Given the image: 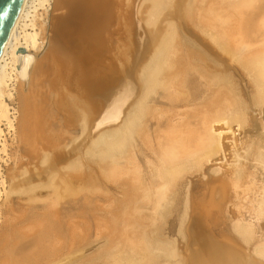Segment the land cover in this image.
<instances>
[{
	"label": "bare ground",
	"instance_id": "1",
	"mask_svg": "<svg viewBox=\"0 0 264 264\" xmlns=\"http://www.w3.org/2000/svg\"><path fill=\"white\" fill-rule=\"evenodd\" d=\"M254 1L257 3L256 0H25L0 57V201L3 196L7 201L15 194L27 195L29 200L26 202L30 203L25 206L29 205L28 210L18 220L32 221L29 229L26 227L28 232L14 228L15 233L20 232L22 237H28L29 231L38 229V224L36 227L34 224L37 221L41 224L40 216L34 211L42 208L55 210L53 208L60 200L63 201L66 196L73 197L83 190L88 192L91 184L101 182L99 175L107 172V169L111 173L113 169L120 171L122 178L119 179L122 181L120 194L123 197L121 202L115 203L119 202L125 209L130 208V212L127 209L130 215L124 223L131 224L134 233L138 234L140 247L137 242L133 246L137 244L140 250L136 248L139 250L136 253L133 248L134 251L131 249L129 252L130 248L125 246L127 255L125 251L122 252L124 249L116 250L112 256L111 252L109 255L101 252L104 256H100L106 258V262L238 264L234 257L230 261L224 256L228 251L237 254L229 247L233 240L230 245L227 243V248L214 242L213 226L217 227V222L213 224L211 221L215 218L212 211H220L231 190L239 198L240 189L248 199H251L254 191L258 198L251 200L252 208L247 211L243 212V208L238 212L233 211L237 220L230 225L231 230L233 228L232 232L242 244L253 247L254 254L264 262V233L259 235L258 227L254 224V221L264 223V46H259L264 41L256 44L260 48L254 47L256 41L264 40V33L243 32L242 27H234L236 12L243 24V8L253 6ZM240 9H243L242 13ZM262 10L259 9V15H262ZM58 12L61 13L56 14ZM143 14H146L145 22V15L143 21L139 19ZM163 16L166 17L165 29L158 26L159 22H164L161 21L165 18ZM262 21L264 23V18ZM190 22L198 31L190 28ZM236 24L240 26L237 21ZM114 26L118 30L125 28L124 33L121 36L118 33L116 37ZM50 57L58 70L55 83L61 82L62 88L61 91L56 89L52 104L44 100L45 103L39 107L32 98L38 85L34 83L37 85L34 89L32 80L39 77L37 73ZM238 63L254 85V97L246 85L238 87L235 84L234 73L241 77L235 67ZM31 74L36 77L33 79V76L30 81ZM43 80L40 82L38 79L40 86ZM26 84L33 87V92L26 88ZM44 85L40 87L43 90ZM220 88H226L227 92H222L220 98L215 96L218 99L212 101ZM36 90L40 92V89ZM44 92L48 91L45 89ZM44 94L39 101L45 98ZM244 95L247 96L244 98ZM243 98L252 101L246 103ZM17 100L21 105L20 119V105L15 108L10 104ZM205 104L204 109L195 111L198 105L203 108ZM163 106H167L166 109ZM255 108L259 109L260 112L256 110L259 114L255 113ZM56 112H61L63 126L68 129L63 128L64 132L62 127V130L59 129L63 135L70 128H80L81 135H86L83 141L77 138L78 135L75 136L76 142L78 139L80 141L72 150L69 148L71 151L66 152L68 148L65 142L62 146L65 145L67 150L64 148L65 151H62L63 147L59 150L58 140L61 142L62 138H67V133L59 139L60 133L52 128L51 119ZM258 115L261 116L260 120ZM17 119L21 120L19 124H16ZM244 122L251 123L248 132L252 135L249 134L250 140L239 141L237 137ZM235 124L238 127L236 130L232 128ZM6 134L13 137L12 141H18L17 148L20 144L24 146V154H30L25 145L32 147L31 160L40 155L38 150L43 152L40 162L37 158L33 167L29 166L28 169H22L21 164L22 168L18 167L14 161L16 166L9 168L8 180L1 166L3 162L10 163ZM71 140L73 142L74 138ZM227 152L232 156L233 164H228L227 169L213 170L214 175H222L223 178L211 177L206 183L202 182L205 183L204 189L200 188L203 194L197 192L198 198L193 196L196 192L193 195L185 192L193 186L190 183L192 186L189 184L188 189L185 188L186 176L194 175L204 164L208 166V163L220 160L218 157L224 160ZM84 156L92 163L97 158L94 162L98 163L94 164L100 170L96 168L90 172V166H87L89 172L84 173ZM25 158L21 157L25 159L23 163L28 157ZM66 169L79 170V173L73 174L72 171L71 174ZM62 171H67L68 176H64L67 172L61 175ZM108 173L103 174L109 177L114 174ZM60 183L64 185L65 190H61L63 194L59 191ZM92 185L89 192L101 191L99 186L96 188ZM198 195H201L200 198ZM245 199L243 197V201ZM81 204L74 201V206L81 208ZM217 205L218 209L214 207ZM74 208L70 207L67 211L71 212ZM189 209L191 213L188 215ZM179 210L180 223L176 232L178 238L184 241L183 251L174 238L163 233L168 216ZM246 212L253 215L250 220L246 218ZM117 220L118 224L119 220L123 221L122 218ZM31 242L34 248L42 244L39 235ZM192 245L200 247L198 252L189 250ZM24 249L3 251L0 264L33 261L35 257L32 254L29 257L30 254ZM40 250V254H46V249L41 247ZM190 254L194 255L191 259L188 258ZM60 262L53 261L55 264Z\"/></svg>",
	"mask_w": 264,
	"mask_h": 264
},
{
	"label": "rangeland",
	"instance_id": "2",
	"mask_svg": "<svg viewBox=\"0 0 264 264\" xmlns=\"http://www.w3.org/2000/svg\"><path fill=\"white\" fill-rule=\"evenodd\" d=\"M257 1V3L255 4V3H253V2H251V3H253L254 5L253 6H249V7H244L243 9H244V13H242L243 12V9H242V11H241V9H240V11H241V16H242V20H243V24H241L242 22L240 21V18H239V15L237 16V14H238V12H236L237 14H236V16H235V19H234V27H236V28H238V27H242L241 28V30L243 31V32H262V34L264 33V23H263V18H264V11L262 10V8L264 7V0H256ZM239 3H240V1H239ZM146 5V4H145ZM147 6V5H146ZM253 7V8H252ZM261 8V10H262V15H259V9ZM249 9V10H248ZM247 11V12H246ZM250 12V13H249ZM61 13V12H60ZM59 12L58 13H56V14H60ZM145 15V19H144V16ZM251 15V16H250ZM245 18H247V19H245ZM163 17H165V16H163ZM162 17V18H163ZM141 18V20L143 21V19H144V22H145V20H147L146 19V14H143L142 15V17H139V19ZM166 19V17L164 18V19H161V21L163 20H165ZM237 19H239V20H237ZM255 20V21H254ZM167 21V20H166ZM236 21L237 22H239L240 24V26H238L237 24H236ZM252 22V23H251ZM161 23L162 22H159L158 23V26L159 27H162V26H164V27H162V28H164L165 29V25H166V22L164 21L163 23H162V25H161ZM192 22H190V28L192 29V30H195V31H198V29H196V27H195V25L192 23ZM161 25V26H160ZM123 26H121V28H122ZM194 27V28H193ZM154 28V27H153ZM153 28H151L152 30H153ZM119 29H120V27H119ZM124 29L125 28H122V30L120 29V30H118L117 29V27L116 26H114V30L115 31H113L114 32V35L117 37V34L119 33H121L120 34V36L124 33ZM157 29V28H156ZM156 29H154V31L156 30ZM236 30V29H235ZM118 31V32H117ZM126 31V30H125ZM262 41H264L263 39L262 40H259V41H256L255 42V45H254V47L256 48V49H258V47L260 46V47H262V46H264V42H262ZM262 42V43H261ZM250 43V42H249ZM252 43H254V42H252ZM251 43V44H252ZM261 43V44H260ZM256 44H260L259 46L258 45H256ZM259 47V48H260ZM255 48H253V49H255ZM252 49V50H253ZM55 61H54V59H52L51 57L50 58H48L45 62H44V65L46 66V68H45V66L43 65V68L36 74L37 76H39L38 78L35 76V75H32L31 76V78H30V81L32 80V78H33V76H34V78L33 79H35V77H36V79H37V81H36V79L33 81L32 80V82H33V84L35 83H37V85L39 86H37V85H35L34 84V86H33V84L30 82V84L34 87V89H35V87L37 86V88L38 89H40V92H37V91H39V90H36L35 89V91H34V93H33V96H32V98H34L33 99V101H35L34 102V104L36 103L37 105H39V107H41L45 102H44V100H46V102H47V100H49V102L52 104V101H54L55 100V98H56V95H54V94H56L55 92H56V89H60V91H61V88H62V86L60 85L61 84V82H59V83H55V80H57L56 78L58 77V74H57V72H58V70H57V68H56V65H55V63H54ZM233 65H234V63H233ZM237 65V64H236ZM235 65V67L237 68V71L239 72V74L241 75V77L243 78H241L239 75H238V73L236 72V73H234V79H236L235 81V84L238 86V87H241L242 85H246L248 88H249V91L253 94V95H251V93H250V95L251 96H253L254 97V91H253V88L252 87H254V85H252V82L250 81V79H249V77H247L248 75H246V72H244V70H242L243 68L241 67V69H240V64L238 63V67ZM45 68V69H44ZM240 70V71H239ZM242 70V71H241ZM43 73V74H42ZM242 73H244L243 75H242ZM27 75V74H26ZM44 75H45V77L47 78H45L44 77ZM246 77H245V76ZM42 78H44V80H43V85L44 84H46V85H44V90H43V88L41 89L40 87L41 86H43L42 84H41V86H40V82H42L41 80H42ZM38 79H39V81H38ZM242 79V80H241ZM246 79V80H245ZM251 82H249V81ZM44 81L46 82V83H44ZM239 81V82H238ZM49 82V83H48ZM240 86H239V85ZM29 85V84H28ZM27 84H26V88H29L28 90H30L31 89V91L33 92V87L31 86V85H29L28 86ZM49 85H50V89H49ZM32 87V88H31ZM46 87V88H45ZM50 90H48V89ZM45 89H46V91H48V92H50L48 95V97H49V99H47L48 97H46L47 96V93L48 92H44L45 91ZM220 90V91H219ZM215 94L216 95H214V97L215 96H217L218 95V97L220 98L221 97V93L222 92H227L226 91V88H220ZM223 90V91H222ZM52 91V92H51ZM54 91V92H53ZM36 92H37V94L38 95H36ZM41 92H43V94L44 93H46V94H44V99H41V98H43L42 96H43V94H39V93H41ZM220 93V95H219V93ZM233 93H230V95H232ZM35 95L37 96V97H35ZM41 96V98H40V101H39V97ZM234 96H235V93H234ZM237 96V95H236ZM247 95H244V98L246 97ZM213 97V99H212V101H214V99L215 100H217L218 99V97L216 98H214ZM240 97V96H239ZM238 97V98H239ZM243 96L241 95V98H242ZM36 98V99H35ZM54 98V99H53ZM241 98H239V99H241ZM243 98V100L245 101L246 100V103H250L252 100H250V99H248V101H247V98L246 99H244ZM251 99H252V97H251ZM38 100V101H37ZM41 100H43V101H41ZM51 100V101H50ZM210 101H211V98H210ZM42 102V103H41ZM39 103V104H38ZM10 104H11V106H13V107H15V108H18V106L20 105V103H19V101L17 100V102H10ZM204 104V103H203ZM206 106V104L203 106V108H202V106H201V108H200V105H198V107H199V110H198V107H196L195 108V111H201L202 109H204V107ZM165 109H166V107L167 106H163ZM169 108V107H168ZM19 116H18V118L20 119V115H22V113H21V105L19 106ZM197 109V110H196ZM260 109H261V107H260ZM253 110H257V108H255V109H253ZM252 110V112H254ZM258 112H260L259 111V109L257 110ZM255 112V113H258V112ZM61 112H56L55 113V115H54V117L51 119L52 121H53V126H52V128H55V132L56 133H60V138L59 139H61V135H63V132L65 131L64 129H66V128H64V122H63V118H62V115L60 114ZM248 113L250 114V111H248ZM57 114H59V116L57 115ZM259 114V113H258ZM59 117H57V116ZM259 116V115H258ZM58 119H57V118ZM260 117V118H259ZM258 117V119L260 120L261 119V116H259ZM19 119H17V122H16V124L18 123L19 124V122L21 121H19ZM53 119H55V120H57V121H55V120H53ZM19 121V122H18ZM59 121V122H58ZM248 125V126H246V124ZM59 124H61L60 126H59ZM249 124H251V123H248V122H244L243 123V127L241 128V131L239 132L240 133V135L237 137V139L239 140V141H245V140H250V135H252V133H250V132H248V130H250L251 128H250V126H249ZM17 126V125H16ZM38 126V125H37ZM61 127H62V129H63V132L61 131L60 132V130H62L61 129ZM76 128V127H75ZM232 128L233 129H238V127H236V124L234 125V126H232ZM246 128V129H245ZM60 129V130H59ZM78 129V130H77ZM244 129V130H243ZM68 129H66V131H67ZM72 130V131H71ZM243 130V131H242ZM38 131H41V130H38ZM200 131H201V129H200ZM71 134H70V133ZM38 133H40V132H38ZM58 133V134H59ZM62 133V134H61ZM67 133V132H66ZM66 133H64V135L66 134ZM81 133H82V130L80 129V128H76V129H74V128H70V131H68V133H67V138H62V140H61V142H60V140H58L59 142H58V145L60 146L59 147V150H60V148L61 147H63L61 150L63 151L64 150V148H65V150H67L66 149V147H64L65 145L67 146V148H68V150L66 151V152H68V151H71L72 150V147L73 146H76L77 144H79V143H77L78 141H80L79 139H81L82 138V141H83V138L86 136V135H84V133L82 134V135H84L83 137H82V135H81ZM238 133V132H237ZM86 134V133H85ZM250 134V135H249ZM63 135V137H65ZM78 135V136H77ZM7 138V143H8V156H9V158H10V163L8 164V163H6V164H4V162L3 163H1V166H2V169H3V172H4V175L6 176V178H7V180L10 178V176H9V168L11 169V168H13V167H15L16 165L18 166V167H20L21 165H22V167H20V168H22V169H25V168H27L28 169V167L29 168H31V166L33 167V165L32 164H34V162L35 161H37L38 159H39V161L38 162H40V156H41V154L43 155V152H41V151H39L38 149H36V150H38L37 152H39L40 153V155L39 156H37V160L35 159V155L33 154V157H34V159L33 160H31V155L30 154H32V152H31V148L32 147H29V146H26L25 145V149H27V147L29 148V149H27V151L29 150L30 151V154H29V152H28V154H27V156H26V154H24L25 152H26V150H23V148H24V146H21L22 144H20V146H18V148H17V145L19 144L18 143V141L16 140H13L12 141V139H13V137L11 136V135H8V134H6L5 135ZM75 136H77V138H79L78 140H77V142H76V140H75ZM80 136V137H79ZM248 136V137H247ZM72 138H74V140H75V142H74V140H73V142H70V141H72L71 139ZM76 138V139H77ZM240 138V139H239ZM70 139V140H69ZM245 139V140H244ZM69 141V142H68ZM17 142V143H16ZM66 144H65V143ZM68 142V143H67ZM71 143H73L72 145H71ZM75 143V144H74ZM81 143V142H80ZM61 144V145H60ZM63 144H65L64 146H62ZM40 145V144H39ZM68 145H70L69 147H68ZM78 146V145H77ZM20 148V149H19ZM35 148V147H34ZM71 150H70V149ZM74 148V147H73ZM16 149H19V150H16ZM64 150V151H65ZM17 151V152H16ZM24 152V153H23ZM16 153V154H15ZM20 153H23L22 155L20 154ZM13 155L15 156V158L13 157ZM24 155V156H23ZM12 156V157H11ZM18 156V157H17ZM86 156V155H85ZM83 157V160H82V162H84V166H86L85 167V169H83L84 170V173H85V171L87 172L88 170H87V166L89 167H92V169L90 170V167H89V171L90 172H92V170H100L99 169V166L97 165V164H94V163H98V162H94V160H96V159H94V160H92L94 157L93 156H91V157H93V158H90V160H92L93 161V163L91 162V161H89V158L87 159V157ZM17 157V158H16ZM21 157L22 158H25V157H28L27 158V160H26V162L24 161V163H23V161L22 160H25V159H21ZM223 158H224V156H222ZM14 158V159H13ZM85 158H86V160H85ZM218 158H220V160H216V161H213L212 163H208L207 165L208 166H206V164H204L203 165V168L200 170V171H198V172H194L193 174L194 175H192L191 174V176H192V178H191V176L190 175H188V176H186V179L184 180V185H185V188L187 187V186H190L191 184L190 183H192L193 184V186L192 187H190L189 188V190H185V192L187 193V191H188V194H191L192 193V195L194 196V197H197L196 196V194H197V192H198V194H200L201 193V189H204L203 187V185L208 181V179L209 178H211V177H214V178H218L219 176H222V175H214V171L216 170V169H218V168H225V169H227V168H229V165L230 164H233V159H232V156H230L229 155V152H227V155H226V158L223 160L222 159V161H221V157H218ZM17 159H19V161L17 160ZM232 159V160H231ZM80 160V161H81ZM143 160H145V159H143ZM227 160V161H226ZM16 162V165H14L15 164V162ZM20 161H21V163H20ZM27 161H28V163H27ZM79 161V162H80ZM85 161H87V163L85 162ZM226 161V162H225ZM229 161V162H228ZM37 162V163H38ZM89 162V163H88ZM90 162L92 163V164H94L95 166H97V167H94V165L92 166V164L90 165ZM223 162V163H222ZM19 163V164H18ZM30 163V164H29ZM86 163V164H85ZM108 163V162H107ZM203 163H205V161L203 160ZM4 164V165H3ZM21 164V165H20ZM82 164V163H81ZM108 164H110V163H108ZM229 164V165H228ZM14 165V166H13ZM27 165V166H26ZM9 166V167H8ZM83 166V167H84ZM93 167H94V169H93ZM205 167V168H204ZM97 168V169H96ZM22 169H19V170H22ZM82 169V168H81ZM80 169V170H81ZM225 169H223V170H225ZM63 170H65V169H63ZM67 170V169H66ZM72 170V169H71ZM74 170H76V169H74ZM106 170V169H105ZM113 169H111V173L109 172L108 173V171H110L109 169H107L106 171L107 172H103V173H108L109 175L110 174H112V172H114V174H112V176L113 177H115L117 174V176H118V178H117V176H116V178H113L112 180L110 179V178H112V176L111 177H109L108 175H106L107 177V181L105 180L106 178H104V174L102 173V172H100L99 171V173H102L101 175H99V178H101L100 180H101V185H100V183H98L97 185L95 184V185H92L93 187H96L97 188V186H99L98 188H101V191H98V192H96V191H92V193H91V191L89 192V190L91 189V185H90V188H87V190H88V192L86 191V190H83L82 192L80 191V193H77V194H81L80 196L78 195L77 196V194L76 195H73V197H71V196H64L65 198L63 199V201L62 200H60L59 201V204L58 205H56L53 209H55V210H49V208H48V210L46 209V208H42V209H40V210H37V211H34V214H36V215H38V217L40 216V219H39V221L41 222V224H39L38 223V221L34 224V226L36 227L37 226V224H38V229L37 230H34V231H29V235H28V237H22V234H19V233H15V231L13 230L14 228H17V230L18 231H23V230H27V232H28V229H29V227L28 226H30L29 225V223L31 224L32 223V221L31 220H27V222H26V220L24 221L23 220V218L21 219V221L20 220H18V217H19V219L21 218L20 216L22 215L23 216V214H25L24 212H27V210H28V206L29 205H27V206H25L26 204H28V203H30V202H26V201H28L29 199H28V197H27V195H24V196H21V195H12L9 199H7V201H6V197L5 196H3L2 197V200L0 201V205H1V211H0V213H1V220H0V257L2 256V253H3V251H16L17 252V250H20L21 251V249H23L24 247H25V249L27 248V246H30V247H28L26 250H27V252L26 253H28V254H30L29 255V257H31V254H32V256H34L35 257V259H33V261H28V260H26V262H25V264H55L56 262H58V260H59V262L61 263V264H68V263H71V261L73 262V263H71V264H111V263H113V261H110V262H106L107 261V259H106V261H105V259H103L104 257H101L103 254H101V252H107V254L109 255L110 254V252H111V254H110V256H112V254H114V252L116 251V250H120V249H124L122 252H128V247L130 248V250H129V252L131 251V249H132V251H134L135 250V252L137 253V252H139V248L138 247H140V244L138 243V240H137V233L135 234L134 233V231H133V229H132V225L131 224H129V223H124V221L125 220H128V216L130 215V208L129 207H126L127 209H128V211H127V209H125V207H123L122 206V204L121 205H119L120 203L119 202H121V199H122V197H123V195L122 194H120V192H121V185H122V178H121V174L119 175V172L120 171H118V170H115V171H118L117 173H115V171L113 170ZM214 170V171H213ZM8 171V172H7ZM68 172H70L71 174H72V171H70V169H68L67 170ZM66 171V172H67ZM79 171V170H78ZM77 171V172H78ZM88 171V172H89ZM7 172V173H6ZM66 172H64V171H62L60 174L62 175V173H66ZM68 172H67V174H65L64 176L66 177V175L68 176ZM74 173L73 174H76L77 172H75V171H73ZM83 172V171H82ZM82 172H80V173H82ZM87 172V173H88ZM200 172V173H199ZM79 173V172H78ZM195 173H196V175H195ZM197 173H198V175H197ZM222 172L220 171V174H221ZM116 174V175H115ZM61 175H60V177H61ZM102 175H104L103 176V178H102ZM8 176V177H7ZM63 176V177H64ZM120 176V177H119ZM196 176V177H195ZM199 176V177H198ZM59 177V178H60ZM108 177H109V181H108ZM224 176H222L221 178H223ZM121 180H120V179ZM196 178V179H195ZM102 179H104V181H102ZM116 179V180H115ZM60 180V179H59ZM58 180V181H59ZM118 180H120V181H118ZM129 180V185H130V179H128ZM189 180V181H188ZM194 180V181H193ZM197 180H198V182H197ZM57 181V182H58ZM98 181V180H97ZM114 181V182H113ZM117 181V182H116ZM196 181V182H195ZM205 181V183H202V182H204ZM7 182H9V181H7ZM119 182H121V183H119ZM195 182V183H194ZM202 183V184H200V183ZM59 183V182H58ZM103 183V184H102ZM61 184V183H60ZM190 184V185H189ZM194 184H196V185H194ZM200 184V185H199ZM59 185V184H58ZM63 184H61L60 185V188H59V191L60 192H62V194H63V191H61L62 189H64V185L62 186ZM103 185V186H102ZM100 186H102V187H100ZM106 186V187H105ZM199 186V187H198ZM104 187H105V189H104ZM108 188V189H107ZM117 188V189H116ZM118 188H119V190H118ZM191 188H192V190H191ZM197 188H199L198 190H197ZM201 188V189H200ZM186 189H188V187L186 188ZM65 190V189H64ZM93 190H94V188H93ZM95 190H98V189H95ZM118 190V191H117ZM184 190H183V192H184ZM45 191V190H44ZM47 191V190H46ZM79 191V190H78ZM86 191V192H85ZM191 191V192H190ZM204 191V190H203ZM240 191V197H241V199H239L237 196H235V194H234V192L231 190V192H230V194H229V198L228 199H226L227 201H225L224 202V204H222V208H221V206L219 207V208H221V209H219L220 211H218L217 212V210L216 211H212V213L213 212H215V218H213L214 219V221L212 220L211 221V223L213 222V224H215L216 222V226L217 227H214L213 226V230H214V232H215V234H214V242L218 245V246H221V247H225V248H227V245L229 244L230 245V243H231V240H233L232 242H234V243H231V245L229 246V247H231L233 250H236L235 252H237V254L235 253H231V252H225V257H228L229 258V260L231 261V257H234L235 259H233V260H236V262L238 263V264H264V262H262V260L261 259H259L255 254H254V252H253V247H251V246H245L244 244H242L241 242H240V240H239V238H238V236L236 235V234H234L235 232H232L233 231V228H232V230H231V227L232 226H230V225H232V222H235V220H237V217H235L233 214H234V212L233 211H235V212H238V210H240L241 208H243L242 210H243V212H245V211H247L249 208H252V205L250 204V202H251V200H254V199H257L258 198V196H257V194H255V191H254V193L252 194V195H250V198L251 199H248L244 194H242V189H240L239 190ZM60 192H59V194H60ZM94 192H96L95 194H93ZM190 192V193H189ZM200 192V193H199ZM82 193H84V194H82ZM186 193H185V195H186ZM203 194V192L201 193V195ZM68 195V194H67ZM120 195V196H119ZM201 195H198L199 196V198H200V196ZM22 198H21V197ZM46 196V195H45ZM75 196V197H74ZM122 196V197H121ZM14 197V198H13ZM67 197H70V198H67ZM77 197V198H76ZM189 197L191 198V196L189 195ZM235 199H234V198ZM243 197H245L246 199L243 201ZM24 198V199H23ZM118 198H119V200H118ZM183 196H182V200H183ZM198 198V197H197ZM5 199V200H4ZM10 199L11 200H13V201H10ZM21 199V200H20ZM76 199V200H75ZM6 201V202H5ZM15 201V202H14ZM74 201H80L82 204L81 205H83V207H78V206H74ZM115 201L117 202V201H119L118 203H115ZM243 201V202H242ZM12 202V203H11ZM6 203V204H5ZM46 203V202H45ZM9 204V205H8ZM232 204L234 205L233 207H232ZM236 204V205H235ZM242 204L244 205V206H242ZM12 205V206H11ZM20 205V206H19ZM219 205H221V204H219ZM240 205V206H239ZM8 206H11V207H8ZM117 206H121L120 208L119 207H117ZM237 206V207H236ZM242 206V207H241ZM8 207V208H7ZM14 207V208H13ZM26 207V208H25ZM74 208V209H72V211L71 212H69V211H67L69 208ZM122 207H123V209H122ZM216 209H218V205L217 206H214ZM213 207V208H214ZM229 207V208H228ZM13 208V209H12ZM85 208V210H83ZM213 208H211V209H213ZM215 208H214V210H215ZM247 208V209H246ZM25 209H26V211H25ZM181 210H182V208H180ZM229 211H228V210ZM12 210V211H11ZM15 210V211H14ZM118 210H120V212H118ZM190 210V209H189ZM222 210V211H221ZM82 213H81V212ZM84 211V212H83ZM210 211V212H211ZM231 211V212H230ZM13 212H14V214L17 216H15L14 214H13ZM126 212H127V216H126ZM180 210L177 212V211H175V212H173V213H171L170 214V216H168V220H167V222H165V226L163 227V229H165L164 231H163V233L165 234L164 236H167V237H171V238H174L175 240H176V243H177V245H178V247L180 248V250L181 251H183L182 250V248H184V241L182 242V239H181V237H179L178 238V236H177V232H176V229L178 228L177 226L179 225V223H180ZM17 213V214H16ZM70 214L71 213V215L70 216H68L67 214ZM99 213V214H98ZM118 213H120V214H118ZM191 213V210L188 212V215ZM118 214V215H117ZM214 214V213H213ZM232 214V215H231ZM35 215V216H36ZM123 215V216H122ZM173 215V216H172ZM181 215H182V212H181ZM245 215H246V218L248 219V220H250L252 217H253V215L252 214H250V213H245ZM13 216V217H12ZM12 217V218H11ZM124 217H125V219H124ZM218 217L220 218L219 220H218ZM234 217V218H233ZM16 220H15V219ZM113 218H115V219H113ZM123 219V221L122 222H120V220H119V224H118V220L117 219ZM9 219V220H8ZM217 221H216V220ZM15 220V221H14ZM17 221V222H16ZM14 222V223H13ZM128 222V221H127ZM12 223V225H10ZM132 223V222H131ZM212 224V225H213ZM254 224H256V226L258 227V233H260L259 235H261L262 233H264V223H258L257 221H254ZM39 225H40V227H39ZM128 225V226H127ZM14 226V227H13ZM131 226V227H130ZM28 229H27V228ZM10 228V229H9ZM131 228V229H130ZM227 228H229V229H227ZM5 231V232H4ZM9 231V232H8ZM14 231V232H13ZM30 232H31V234H30ZM38 233L39 232V234H36V233ZM73 232V233H72ZM75 232V233H74ZM123 233V234H122ZM4 234V235H3ZM7 234V235H6ZM12 234V236H10ZM120 234V235H119ZM221 234H224V235H222L221 236ZM37 235H39V240H41L42 241V244L38 247V248H34V247H32V240L35 238V237H37ZM72 235V236H71ZM128 237H127V236ZM225 235H227V236H225ZM232 235V236H231ZM235 235V236H234ZM29 236H31V237H29ZM81 236V237H80ZM131 236V237H130ZM230 236V237H229ZM237 236V237H236ZM129 237L131 238V239H129ZM135 237V238H134ZM223 237H225L226 239H224ZM232 237V238H231ZM235 237V238H234ZM9 239V240H7V239ZM27 238V239H26ZM108 238V239H107ZM128 238V239H127ZM132 238H134V240H135V242H133L134 240L132 239ZM228 238H230V241H228ZM75 241H74V240ZM181 239V240H180ZM116 240V241H115ZM129 240L132 242H130L129 243ZM110 241V242H109ZM179 241V242H178ZM72 242V243H71ZM109 242V243H108ZM117 242V243H116ZM129 244H127V243ZM137 242V244H139L138 245V247H137V244L135 245V246H133L135 243ZM229 242V243H228ZM110 243H111V245H110ZM228 243V244H227ZM30 244V245H29ZM71 244V245H70ZM75 244V245H74ZM121 244H123L122 246H121ZM237 245L238 244V246L236 247V245L235 246H233V245ZM128 245V246H127ZM113 246V247H112ZM118 246H119V248H118ZM127 247V249H126V247ZM131 246V247H130ZM32 247V248H31ZM41 247L42 248H44V249H46V250H44V252H46V254L45 255H42V254H40L41 253ZM82 247V248H81ZM193 247V248H192ZM197 247H198V244H197ZM235 247V248H234ZM31 248V249H30ZM81 248V249H80ZM84 248V249H83ZM133 248H135L134 250H133ZM136 248H138L139 250H136ZM200 248V247H199ZM199 248H196V245H192L190 248H189V250L191 251H193V252H198V249ZM10 249V250H9ZM25 249H24V251H25ZM103 249V250H102ZM126 249V250H125ZM194 249V250H193ZM79 250V251H78ZM197 250V251H196ZM76 251V252H75ZM78 251V252H77ZM81 251H83V252H81ZM124 252V253H125ZM125 253L126 255L128 254V253ZM79 253V254H78ZM123 253V254H124ZM19 254V253H18ZM120 254H122V253H120ZM122 254V255H123ZM101 255V256H100ZM64 256V257H63ZM104 256V255H103ZM107 256V255H106ZM105 256V257H106ZM193 254H190V256L188 257V258H193ZM82 257H84V258H82V260H81V258ZM100 257V258H99ZM63 258V259H62ZM77 258V259H76ZM102 258V259H101ZM107 258L109 259L110 257H108L107 256ZM54 259V260H53ZM70 259V260H69ZM77 261H76V260ZM53 261L55 262V263H53ZM65 261V262H64ZM76 261V262H75ZM90 261V262H89ZM63 262V263H62ZM142 261H140V263H141ZM137 263H139V262H136V264ZM142 263H144V262H142ZM141 263V264H142ZM59 264V263H58ZM116 264V263H115ZM120 264V263H119Z\"/></svg>",
	"mask_w": 264,
	"mask_h": 264
},
{
	"label": "water",
	"instance_id": "3",
	"mask_svg": "<svg viewBox=\"0 0 264 264\" xmlns=\"http://www.w3.org/2000/svg\"><path fill=\"white\" fill-rule=\"evenodd\" d=\"M25 0H0V57Z\"/></svg>",
	"mask_w": 264,
	"mask_h": 264
}]
</instances>
